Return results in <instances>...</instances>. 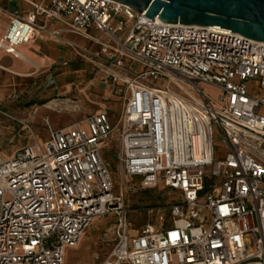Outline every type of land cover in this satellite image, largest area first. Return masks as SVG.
<instances>
[{
    "label": "built area",
    "instance_id": "obj_1",
    "mask_svg": "<svg viewBox=\"0 0 264 264\" xmlns=\"http://www.w3.org/2000/svg\"><path fill=\"white\" fill-rule=\"evenodd\" d=\"M19 1L0 49L18 56L46 22L62 26L96 47L86 58L118 110L62 128L45 119L43 141L17 120L31 141L0 156V264H63L108 214L115 239L101 264H264V42L115 0ZM156 188L172 196L169 219L131 233L125 196Z\"/></svg>",
    "mask_w": 264,
    "mask_h": 264
},
{
    "label": "crops",
    "instance_id": "obj_2",
    "mask_svg": "<svg viewBox=\"0 0 264 264\" xmlns=\"http://www.w3.org/2000/svg\"><path fill=\"white\" fill-rule=\"evenodd\" d=\"M26 8L19 0L0 2V12L8 18L0 38L9 25L10 14ZM45 25L34 40L16 47L18 56L0 49V106L7 108L14 103L15 112L29 113L38 130L46 128L41 127L43 116V121L46 119L51 127L57 128L54 124L58 107L69 118L83 111L89 112L86 117L96 112L90 111L86 101L94 104L117 97L102 77L95 74V64L86 58L87 51L96 47L60 25L51 27L49 21ZM54 29L62 31L56 35ZM42 131L47 134V130Z\"/></svg>",
    "mask_w": 264,
    "mask_h": 264
},
{
    "label": "rangeland",
    "instance_id": "obj_3",
    "mask_svg": "<svg viewBox=\"0 0 264 264\" xmlns=\"http://www.w3.org/2000/svg\"><path fill=\"white\" fill-rule=\"evenodd\" d=\"M8 18L0 12V36L2 35ZM248 87H251V83H247ZM205 91L211 96L215 97L217 92L204 87ZM118 98L115 97L112 100L101 99L98 102L92 104L85 102L86 106L90 107V111H97L105 106L111 113H116L118 110ZM16 105L13 103L8 105L7 108L0 106V111L8 114L12 118H9L0 113V156L3 161H8L14 157L15 152L30 142L29 133L26 129L22 128L18 123L19 121H28L29 125L40 141H43L47 134L42 131L43 129H36L34 123L29 119V113H16ZM3 109V110H2ZM64 109L57 108V118L54 124L57 128H62L81 120L89 112H80L74 118H69L65 115ZM38 115L39 113L33 112ZM44 117V116H43ZM43 117L40 118L41 127H45ZM105 161L109 164L110 171L113 178L114 192H119V179H118V166L114 163L108 153L104 155ZM172 198L165 189H147L138 191L133 195L127 194L124 199L123 207L128 210L127 221L132 227L131 233H135L137 228L144 223L154 222L156 216L162 215L163 220L169 219L168 212L164 207ZM137 209V211H130L129 209ZM149 209V210H146ZM158 208L160 211H158ZM116 215L108 214L95 218L91 225L87 228L83 234L79 244L76 247H67L64 253L63 264H101L105 256L110 252L112 245L114 244V226L116 223Z\"/></svg>",
    "mask_w": 264,
    "mask_h": 264
},
{
    "label": "water",
    "instance_id": "obj_4",
    "mask_svg": "<svg viewBox=\"0 0 264 264\" xmlns=\"http://www.w3.org/2000/svg\"><path fill=\"white\" fill-rule=\"evenodd\" d=\"M165 23L219 26L264 42V0H115Z\"/></svg>",
    "mask_w": 264,
    "mask_h": 264
}]
</instances>
